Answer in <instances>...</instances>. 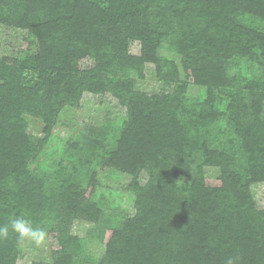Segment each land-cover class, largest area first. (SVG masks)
Returning <instances> with one entry per match:
<instances>
[{"label": "trees", "instance_id": "16d2710c", "mask_svg": "<svg viewBox=\"0 0 264 264\" xmlns=\"http://www.w3.org/2000/svg\"><path fill=\"white\" fill-rule=\"evenodd\" d=\"M0 26L20 40L10 55L0 41V225L24 215L51 247L25 259L30 240L18 247L10 231L0 264L81 257L71 225L102 218L97 166L127 176L136 198L119 227L103 223L98 264H264V0H0ZM85 100L121 122L84 125L34 167L61 111Z\"/></svg>", "mask_w": 264, "mask_h": 264}, {"label": "rangeland", "instance_id": "374dc122", "mask_svg": "<svg viewBox=\"0 0 264 264\" xmlns=\"http://www.w3.org/2000/svg\"><path fill=\"white\" fill-rule=\"evenodd\" d=\"M0 41L3 44L1 54L10 55L16 53L17 44L20 42L15 31L11 29H5L0 26ZM160 54L167 59H175L180 67L181 78H185L182 67L179 64V59L174 56L167 44H163L160 48ZM248 75L252 69L254 72H258L257 65L254 67L248 65ZM145 87H151L159 89V84L151 77L147 80ZM205 93V90L198 87H191L187 96L189 98H196ZM28 123V134L33 137H42V131L44 128L43 122L31 115L25 116ZM110 118L115 123H120L122 116H120L117 109L109 107L104 104H97L94 101L85 100L84 104L80 108L66 107L61 111L58 122L53 128L51 139L46 146L45 150L39 156L38 160L33 164L34 167H40L45 170L50 167L52 161V154L56 150L62 148V146L68 141L73 139L74 136H78L83 133V126L91 124L98 127L104 124L107 119ZM93 169V168H92ZM97 172L96 184L97 194L95 195L94 202L100 207L102 218L98 222H89L82 219L74 220L71 227L73 233L78 235L84 240V252L81 257L75 259L74 264H98L100 259L105 254V248L100 240L104 222L107 220L114 228L119 227L124 219L132 216L135 212L136 198L134 192L128 189L130 180L127 176L115 173V171L106 170L99 166L95 167ZM91 173V171L89 172ZM206 176L214 178L219 175V171L213 168H205ZM180 184L186 185L187 178H181L178 181ZM256 193L264 198V187L258 186ZM108 223L106 224V226ZM112 226V227H113ZM23 255L25 259H43L47 260L50 257V245L43 241L39 245L32 241H28L22 246Z\"/></svg>", "mask_w": 264, "mask_h": 264}, {"label": "clouds", "instance_id": "9594fccd", "mask_svg": "<svg viewBox=\"0 0 264 264\" xmlns=\"http://www.w3.org/2000/svg\"><path fill=\"white\" fill-rule=\"evenodd\" d=\"M10 231L16 235L18 247L22 246L26 240L39 245L47 236L43 228L34 226L24 215L15 216L9 220L8 224L0 225V241L8 239Z\"/></svg>", "mask_w": 264, "mask_h": 264}]
</instances>
